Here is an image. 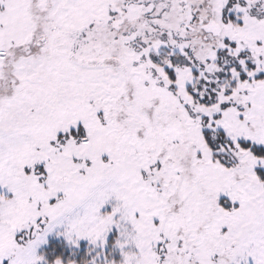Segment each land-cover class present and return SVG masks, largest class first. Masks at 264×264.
I'll return each instance as SVG.
<instances>
[{
	"label": "snow or ice",
	"instance_id": "6c2138e0",
	"mask_svg": "<svg viewBox=\"0 0 264 264\" xmlns=\"http://www.w3.org/2000/svg\"><path fill=\"white\" fill-rule=\"evenodd\" d=\"M0 264H264V0H0Z\"/></svg>",
	"mask_w": 264,
	"mask_h": 264
}]
</instances>
